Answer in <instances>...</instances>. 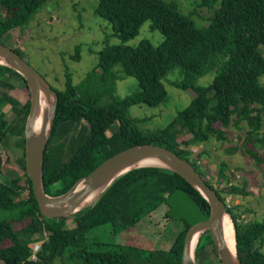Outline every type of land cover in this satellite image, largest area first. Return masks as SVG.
Returning <instances> with one entry per match:
<instances>
[{
  "label": "trees",
  "instance_id": "16d2710c",
  "mask_svg": "<svg viewBox=\"0 0 264 264\" xmlns=\"http://www.w3.org/2000/svg\"><path fill=\"white\" fill-rule=\"evenodd\" d=\"M48 1L0 0V40L11 31H22ZM96 1L95 14L111 24L113 36L121 42H105L97 65L78 84L74 85L66 73L64 90L52 88L58 101L52 135L44 151L45 193L61 195L109 157L146 143L163 146L189 161L225 204L228 195H247L238 185H227L224 162L217 165V175L225 187L218 188L206 179L197 161L207 154L205 146L211 140L227 142L228 129L232 128L244 133L230 150L253 160L264 172V86L259 84L264 76V0H203L210 9L218 3L207 26H198L193 14H182L173 1ZM145 22L160 32L161 44L153 47L143 41L135 48L127 46L125 43L139 34ZM11 49L23 58L18 48ZM69 57L79 61L80 46ZM176 69L178 77L170 82L171 86L192 92L193 98L165 128L140 129L138 124L143 120L131 118L129 109L166 104L169 96L162 81ZM209 73L214 75L212 81L197 86V79ZM126 78L137 81L138 91L122 98L117 94V82ZM19 85L28 90L22 76L0 64V157L6 139L16 136L23 171L20 177L0 182V261L54 264L65 256L72 264H183L184 238L195 224L182 218L178 206L185 205L187 198L205 220L210 207L195 188L166 168L132 169L116 179L92 205L68 217L49 219L41 215L25 173L24 127L30 96L21 103L10 94L20 89ZM104 99L108 103L98 108ZM115 123L117 131L108 136L107 131ZM62 125L70 128L57 136ZM185 136L188 139L178 142ZM192 148L200 150L194 154ZM162 205L167 208L164 218L181 221L183 226L167 251L88 238L93 229L109 236L129 231ZM227 211L241 264H264V218L246 221L237 207L227 206ZM105 226L108 231L101 229ZM39 241L38 249L33 251L31 244ZM210 251L218 258L205 232L195 247L196 264H210Z\"/></svg>",
  "mask_w": 264,
  "mask_h": 264
},
{
  "label": "rangeland",
  "instance_id": "374dc122",
  "mask_svg": "<svg viewBox=\"0 0 264 264\" xmlns=\"http://www.w3.org/2000/svg\"><path fill=\"white\" fill-rule=\"evenodd\" d=\"M177 3L182 14H193L194 21L198 26H207L218 3L213 8L203 5V0H166ZM96 0H50L35 14L33 20L22 30L11 31L0 43L7 47L18 48L23 54V59L32 66L46 81L57 91H63L66 81V73L71 76L72 83L78 84L85 74L94 68L98 62V53L105 42L108 45L120 44V40L113 36L111 24L99 18L95 14ZM143 41H148L153 47H157L163 41V37L157 30L150 28V22H145L139 34L127 41L125 44L135 48ZM76 46H80L79 61H71L70 54ZM264 57V48L261 50ZM178 77V69L174 70L162 81L169 96L166 104L150 108L146 105H137L129 109V115L133 119L143 120L138 127L143 130H156L165 128L183 110L193 98L190 91H181L170 82ZM214 75L209 73L196 81L197 86H207ZM259 84L264 86V76L259 79ZM20 89L10 91L21 103L26 102L28 90L19 85ZM138 91V84L134 78H126L117 82V94L124 98ZM108 99L102 100L97 107H104ZM3 109H7L5 106ZM218 126V125H217ZM118 125L115 123L107 131L111 136ZM70 125H62L57 136L64 134ZM117 131V130H116ZM230 135L228 141L219 143L211 140L205 146L207 154L202 155L197 161L204 169L206 179H209L213 186L225 187L223 181L218 178L217 165L224 162L227 166L226 175L233 180L238 178L234 184L243 188L247 195H228L225 202L228 207H237L243 212L246 221L261 220L264 218V172L253 160L243 156L239 151L232 152V146L238 143L239 132L232 128L228 129ZM189 136L179 138L178 142L188 139ZM194 154L200 149L192 148ZM5 153V156H4ZM7 157V159H5ZM21 152L18 149L16 136H9L2 148L0 157V182H6L15 177L23 175L20 167ZM237 175V176H235ZM186 203L178 206V212L182 218L191 224H197L205 219L197 208L185 198ZM166 206H160L153 214L141 220L134 228L123 231L116 235L109 236L106 232L93 229L88 234L89 240L115 243L119 245L132 246L144 250L167 251L175 242V239L183 229L182 222L164 218ZM236 211V210H235ZM71 220L69 219V222ZM108 231L109 227H102ZM38 244V243H36ZM104 249V248H103ZM210 264H219L217 257L210 251ZM195 258V253H194ZM0 264H3L0 261ZM54 264H72L68 259H57Z\"/></svg>",
  "mask_w": 264,
  "mask_h": 264
},
{
  "label": "water",
  "instance_id": "95a60500",
  "mask_svg": "<svg viewBox=\"0 0 264 264\" xmlns=\"http://www.w3.org/2000/svg\"><path fill=\"white\" fill-rule=\"evenodd\" d=\"M0 59L3 61L1 65L22 76L29 91L30 108L24 127L25 173L31 181L32 192L43 217L58 219L78 212L81 207H87L85 202L93 194H98L95 202L116 179L132 169L140 168L135 166L137 163L145 159H154L195 188L210 207L209 217L191 226L187 231L182 248V263L196 264L194 256H191L193 239L196 235L201 236L208 232L221 264H241L236 252L235 256L231 255L223 238L222 222L225 216H229L226 204L189 161L163 146L146 143L132 146L106 159L90 173L79 178L65 193L58 196L46 194L43 185V159L46 145L52 135L58 96L32 66L17 52L2 43H0ZM42 96L47 108L43 112L40 129L35 131L34 123Z\"/></svg>",
  "mask_w": 264,
  "mask_h": 264
},
{
  "label": "bare ground",
  "instance_id": "6f19581e",
  "mask_svg": "<svg viewBox=\"0 0 264 264\" xmlns=\"http://www.w3.org/2000/svg\"><path fill=\"white\" fill-rule=\"evenodd\" d=\"M0 64H3V61L0 59ZM47 108V103L44 99V97H41L40 100V105H39V111L34 123V129L35 131H38L42 125V117H43V112ZM135 166L139 167H161V168H166L162 163H160L157 160L154 159H145L137 163ZM167 169V168H166ZM80 186L78 187V189ZM98 194H93L87 201L85 202V206H90L94 202V200L97 198ZM85 207V208H87ZM84 207H81L79 211L85 209ZM222 232H223V238L225 240V243L229 249V252L231 253L232 256H235V235H234V228L231 222V219L229 216H225L222 222ZM200 235H196L193 239L192 246H191V256H194L195 252V247L198 242ZM195 259V258H194ZM196 263V260H195Z\"/></svg>",
  "mask_w": 264,
  "mask_h": 264
},
{
  "label": "built area",
  "instance_id": "2783aa9c",
  "mask_svg": "<svg viewBox=\"0 0 264 264\" xmlns=\"http://www.w3.org/2000/svg\"><path fill=\"white\" fill-rule=\"evenodd\" d=\"M192 152L194 153L193 150H192ZM197 164H199V163L197 162ZM235 176H237V175H235ZM236 180H238V178L234 177L233 180H231L230 177H229V182L227 183V185L228 186L233 185ZM214 187H218V186H214ZM220 188H222V187H220ZM36 243H38V244H36ZM36 243L31 244V247H32L33 251H36L38 249V247H39L41 242L39 241V242H36ZM33 258H34V256H33Z\"/></svg>",
  "mask_w": 264,
  "mask_h": 264
}]
</instances>
